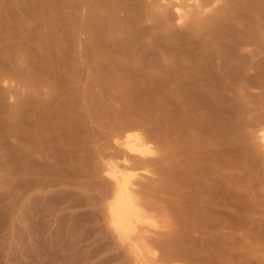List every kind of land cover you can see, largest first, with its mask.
<instances>
[{
  "label": "rangeland",
  "instance_id": "1",
  "mask_svg": "<svg viewBox=\"0 0 264 264\" xmlns=\"http://www.w3.org/2000/svg\"><path fill=\"white\" fill-rule=\"evenodd\" d=\"M5 1L0 264H138L104 219L103 165L122 162L114 139L131 124L145 138L154 132L173 171L179 124L200 121L222 124V214L193 232L198 197L173 215L170 181L144 198L169 228L143 238L151 249L142 245L140 264H264V0L163 2L149 21L152 0H47L46 13L45 2ZM134 173L144 192L151 177L140 165Z\"/></svg>",
  "mask_w": 264,
  "mask_h": 264
},
{
  "label": "bare ground",
  "instance_id": "2",
  "mask_svg": "<svg viewBox=\"0 0 264 264\" xmlns=\"http://www.w3.org/2000/svg\"><path fill=\"white\" fill-rule=\"evenodd\" d=\"M40 1L38 0V3L41 5L45 3L42 7L41 5L36 6L42 9L45 8L43 6H45V4L47 5V0H42L43 2L41 1V3ZM152 1L150 12H148L146 16L147 21L157 17V13H154L153 10L154 8L165 7L163 2L179 3V0ZM3 2L6 1L3 0ZM13 2L10 3H13L16 7L17 1ZM35 4L37 3L35 2ZM19 5L21 4L18 3L17 7H20ZM22 7L23 5L21 8ZM25 8L28 9V7ZM174 8L177 14L180 15L181 8L178 5L174 6ZM23 9L24 8H22V11L26 14L27 10ZM42 9H38V13L44 15L43 13H46L48 7L43 9V13L40 11ZM1 10V14L5 13L3 12V8ZM27 14L29 15V13ZM37 14L33 17H37ZM39 14L38 16L40 17L41 14ZM49 14L50 13L44 16L49 18ZM4 16L2 15V17ZM25 16L27 19V15ZM25 16H22V20L28 23V19L25 20L24 18ZM28 17L29 20L33 19L30 18L32 17L30 15ZM48 18L45 19L48 20ZM37 19L40 21H37ZM37 19H35V22L41 23L43 18ZM32 21L34 23V19ZM44 21L43 19L41 24H43ZM46 22L44 23L45 27L47 25ZM40 23L38 27H40ZM33 25L35 26V24ZM27 27L28 26L25 28ZM41 27H43V25H41ZM2 30L4 29L2 28ZM182 125L183 123L179 124V133L177 136L180 145L179 151L183 154V157L179 166L174 167L173 171H171L169 167L166 168L163 165L165 159H161L159 157V152L151 145L152 142L158 140L159 136L154 132H148L149 134L144 133L145 136L147 135L145 138L142 132V134L140 131H138L139 133L136 132V130L134 132V129H137L134 124L122 127L121 134L114 139L116 146L121 152L122 162L117 163L110 160L108 162L105 161L106 164L104 163L105 165H103L105 167L104 173L106 178L111 184V191L104 201V219L106 220V225L117 242L123 247H128L131 254L135 255L138 264L143 262V253L145 254L146 252H143L142 245H149L147 240L145 239V241L143 238L149 234L154 235V233H152L153 231L158 233L160 230H167L169 228V226L165 224L163 226L158 225L155 220L156 215L160 213V211L162 213L163 209L160 210L156 204L150 203L144 198L151 197L152 193L163 194L168 191V188L171 186L170 181L172 186H174V180L175 185L179 188V190L173 191V195L178 201H173L170 203L169 207V211L173 215H179V211H177L178 205L183 206L184 210H181L182 212L189 211L193 206L192 202H194L189 196L191 193L198 197V200L195 202V207L200 211L201 220L199 219L198 223L196 222L192 225L193 232L199 235H203L206 232V226H208L206 217L211 211L219 216L222 214V124L218 122L216 125L211 126L207 121H200L187 128H183ZM259 140L261 147L264 148V129L260 130ZM137 165L142 166L144 172L151 177L149 178L148 186L143 189L144 192H140V187H138L139 185L135 182L137 175L134 173V169ZM155 167V170H151ZM180 187H185L186 190L184 191L180 189ZM187 190L188 192H186ZM190 190L192 192H190ZM217 228L219 229V227ZM163 243H165V241H163ZM149 246L147 247L151 249V245ZM164 248H166V246ZM180 256L181 255H178L177 257L180 258Z\"/></svg>",
  "mask_w": 264,
  "mask_h": 264
}]
</instances>
